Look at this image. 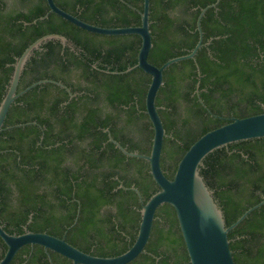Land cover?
<instances>
[{"label":"trees","instance_id":"1","mask_svg":"<svg viewBox=\"0 0 264 264\" xmlns=\"http://www.w3.org/2000/svg\"><path fill=\"white\" fill-rule=\"evenodd\" d=\"M143 1L56 0L104 26L140 24ZM215 1L151 0L149 60L161 65L190 52L200 35L198 15ZM49 10L47 0H33L27 12L9 16L23 20L15 21L19 41L0 47V99L16 57L50 32L66 35L72 45L57 38L42 42L28 59L18 90L54 78L77 94L70 97L63 86L45 82L11 105L4 126H14L0 132V221L10 232H23L27 224L35 231L65 234L85 251L117 255L135 241L141 221L142 202L131 186L145 201L160 189L149 160L125 154L104 129L130 150L151 151L154 127L146 94L152 75L139 66L124 71L137 63L142 37L93 32ZM202 27L205 44L195 57L164 70L156 98L166 127L161 164L171 178L186 150L206 131L232 116L264 111V0H219L205 12ZM204 177L229 225L264 197V153L214 159ZM229 234L243 264H264V204ZM6 250L0 236V259ZM49 254L53 264H73L53 249L30 243L10 264H51ZM127 264H192L171 203L158 207L145 251Z\"/></svg>","mask_w":264,"mask_h":264},{"label":"water","instance_id":"2","mask_svg":"<svg viewBox=\"0 0 264 264\" xmlns=\"http://www.w3.org/2000/svg\"><path fill=\"white\" fill-rule=\"evenodd\" d=\"M47 2L50 6L49 12H56L87 30L104 34L138 33L141 35L142 43L139 48L138 61L136 64L127 67L124 71H129L139 66L152 75L146 94V111L154 127L151 151L150 153H144L130 150L113 136L108 127L104 129L108 132V140L114 142L125 154L149 160L151 172L160 189L155 191L145 201L141 190L135 185L131 186V188L137 191L142 202L140 209L141 221L135 241L127 250L120 254H94L68 241L65 234L59 236L48 231H35L29 229L27 224L23 232H10L0 221V236L7 244V250L0 259V264H10L17 251L28 243L32 245L41 244L46 250L53 249L70 258L73 264H127L141 252L145 251L151 236L156 211L165 202L171 203L176 209L192 264H243L233 245L229 231L244 220L255 208L264 204V197L259 202L248 207L234 222L228 225L224 211L204 174L214 159L264 153V111L243 117L232 116L229 122L206 131L186 150L178 163L173 178L167 176L161 164L166 127L159 112L156 98L164 80V70L176 61L196 56L198 50L205 44L203 42L202 18L207 9L210 6L217 5L219 0L202 7L197 19L200 35L193 49L188 53L173 56L161 65L151 62L148 58L153 46L150 27L151 0H144L143 9H139L141 13L140 24L123 26H104L92 23L64 9L56 0H47ZM49 12L39 18L48 16ZM35 21H37V18L34 19ZM50 38H57L63 43L72 45L66 35L50 32L35 39L16 57L13 63L14 70L10 83L5 95L0 99V132L4 128L14 126H4L5 119L13 102L38 84L53 82L66 88L70 93V97L77 94L66 83L54 78H41L18 90L20 78L28 59L34 50L40 47L42 42ZM211 39L206 43H210ZM201 101L204 103L202 98ZM21 124H25V122L17 123L16 125ZM120 186L127 187L123 182L120 183ZM78 216L79 212L75 222ZM31 218L32 213L28 222ZM50 259L51 264H53L51 256Z\"/></svg>","mask_w":264,"mask_h":264},{"label":"flooded vegetation","instance_id":"3","mask_svg":"<svg viewBox=\"0 0 264 264\" xmlns=\"http://www.w3.org/2000/svg\"><path fill=\"white\" fill-rule=\"evenodd\" d=\"M33 0H0V47L7 46L10 41L17 43L19 41V34H16L14 27H18L15 21L18 23L23 20V17L18 19H9L12 14L18 12H27ZM2 37V39H1ZM14 63V62H13ZM7 66L11 65V62L6 63ZM0 68V74H1Z\"/></svg>","mask_w":264,"mask_h":264}]
</instances>
